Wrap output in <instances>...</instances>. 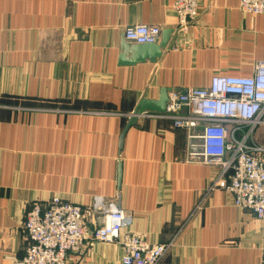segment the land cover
<instances>
[{
  "label": "crops",
  "instance_id": "obj_1",
  "mask_svg": "<svg viewBox=\"0 0 264 264\" xmlns=\"http://www.w3.org/2000/svg\"><path fill=\"white\" fill-rule=\"evenodd\" d=\"M172 1L0 0V264L23 256L32 203L88 208L96 197L116 201L126 228L148 241L174 238L161 264H259L264 222L227 191L207 192L219 167L195 156L200 127L190 139L140 115L119 149L141 98L205 88L215 74L249 76L264 60V15L203 0L181 30ZM134 24L175 33L154 62L119 65L123 29ZM253 139L264 144V124ZM101 223L100 210L85 216L87 230ZM121 254L116 243L86 242L67 264H121Z\"/></svg>",
  "mask_w": 264,
  "mask_h": 264
},
{
  "label": "built area",
  "instance_id": "obj_2",
  "mask_svg": "<svg viewBox=\"0 0 264 264\" xmlns=\"http://www.w3.org/2000/svg\"><path fill=\"white\" fill-rule=\"evenodd\" d=\"M202 1H172L177 28L186 29L196 21ZM238 7L250 16L264 15V0H238ZM160 33L154 24L123 29L125 40L136 44L154 43ZM155 115L185 130L190 139L195 137L191 131L200 127L196 136L200 149L195 156L219 167L207 192L227 191L235 207L264 222V144L253 139L255 129L264 124V60L254 64L249 76L215 74L208 87L187 88L184 95L170 92L166 112ZM110 203L108 207L98 197L88 208L59 199L44 205L32 203L22 226L27 241L24 254L11 264H67L69 255L79 252L86 242L116 243L122 249L121 264H161L174 238L164 243L148 241L127 229L130 218ZM95 210L102 212V223L87 230L85 216ZM259 264H264V252Z\"/></svg>",
  "mask_w": 264,
  "mask_h": 264
},
{
  "label": "water",
  "instance_id": "obj_3",
  "mask_svg": "<svg viewBox=\"0 0 264 264\" xmlns=\"http://www.w3.org/2000/svg\"><path fill=\"white\" fill-rule=\"evenodd\" d=\"M161 33L159 40L154 43L136 44L123 40L121 42L120 54L118 57L119 65H134L146 60L154 62L162 55V50L168 45L170 38L174 35V29L172 27H161ZM187 89L171 91L168 88L160 90L157 99L141 98L133 111L128 116V119L124 125V128L119 137V149L122 147L123 138L127 129L132 126L137 117L145 114H163L166 112V105L168 102V94L170 92H177L181 95L186 93ZM118 183H120V171L118 173ZM115 209H120V206L116 201H113Z\"/></svg>",
  "mask_w": 264,
  "mask_h": 264
}]
</instances>
